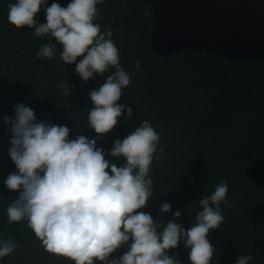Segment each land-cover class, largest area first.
<instances>
[{
    "label": "trees",
    "instance_id": "16d2710c",
    "mask_svg": "<svg viewBox=\"0 0 264 264\" xmlns=\"http://www.w3.org/2000/svg\"><path fill=\"white\" fill-rule=\"evenodd\" d=\"M53 2L66 7L71 0H48V6ZM10 3L16 0H0V241L10 238L17 247L0 258V264H74L46 252L26 219L8 221L7 208L19 192H10L3 176L17 171L8 154L10 130L3 117L14 118V106L24 104L38 120L69 127V139L79 134L93 139L89 94L114 69L83 82L76 65H65L60 59L61 45L53 59L37 57L50 37H37L34 29L11 25ZM97 10L94 22L102 32L112 30L120 65L130 75L118 103L131 107L133 113L127 123L123 113L113 131L97 139V147L107 153L115 140L150 121L160 136L163 156L150 166L154 195L141 211L161 225L179 211L177 222L188 230L202 210L198 201L226 182V201L232 206L220 204L224 220L208 237L215 248L210 264H236L238 256L247 255L252 256L249 264H264V59H233L188 48L166 57L152 44L155 19L149 2L102 0ZM37 20L46 22L43 9ZM64 82L74 86L69 96L60 88ZM106 159L117 166L125 163L109 155ZM165 202L172 212L161 217L159 208ZM127 250V246L118 249L110 259ZM168 254L190 264L183 241Z\"/></svg>",
    "mask_w": 264,
    "mask_h": 264
},
{
    "label": "clouds",
    "instance_id": "9594fccd",
    "mask_svg": "<svg viewBox=\"0 0 264 264\" xmlns=\"http://www.w3.org/2000/svg\"><path fill=\"white\" fill-rule=\"evenodd\" d=\"M100 3L71 0L63 7L55 2L48 6V0H16L8 5L11 25L34 29L37 37H50L37 57L53 59L61 45L60 59L65 65L75 64L83 82L114 69L89 94L88 125L96 134L93 139L81 134L69 139V127L38 120L24 104L14 106V118L3 117L10 130L8 154L17 170L8 175L5 185L10 192H19L7 208L8 221L26 219L46 252L74 264H181L178 256L168 254L181 241L190 264H210L215 248L208 237L224 220L220 204L232 206L226 201L227 183L221 182L198 201L202 210L188 230L177 222L179 211L161 225L141 211L154 195L150 166L163 156L160 136L151 122L145 120L125 138L115 140L107 153L97 147V139L111 133L123 113H127L125 123L133 115L131 107L118 103L131 80L120 65L112 30L102 32L94 22ZM41 9L46 18L43 24L37 20ZM135 67L140 68L139 62ZM60 88L66 96L74 90L66 82ZM106 155L125 163L117 166ZM159 211L161 217L172 212L166 202ZM124 246L128 250L122 256L110 259ZM16 247L10 238L0 241V258L11 255ZM251 260V255L238 256L236 264Z\"/></svg>",
    "mask_w": 264,
    "mask_h": 264
},
{
    "label": "water",
    "instance_id": "95a60500",
    "mask_svg": "<svg viewBox=\"0 0 264 264\" xmlns=\"http://www.w3.org/2000/svg\"><path fill=\"white\" fill-rule=\"evenodd\" d=\"M154 11V49L188 48L242 60L264 59V0H145Z\"/></svg>",
    "mask_w": 264,
    "mask_h": 264
},
{
    "label": "rangeland",
    "instance_id": "374dc122",
    "mask_svg": "<svg viewBox=\"0 0 264 264\" xmlns=\"http://www.w3.org/2000/svg\"><path fill=\"white\" fill-rule=\"evenodd\" d=\"M16 172V171H15ZM10 173H8V174H3V176H6V177H8V175H9Z\"/></svg>",
    "mask_w": 264,
    "mask_h": 264
}]
</instances>
